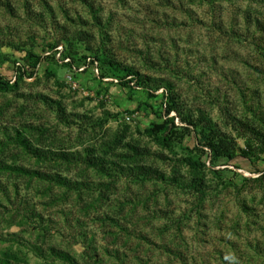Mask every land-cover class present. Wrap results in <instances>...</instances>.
Wrapping results in <instances>:
<instances>
[{
	"label": "rangeland",
	"instance_id": "1",
	"mask_svg": "<svg viewBox=\"0 0 264 264\" xmlns=\"http://www.w3.org/2000/svg\"><path fill=\"white\" fill-rule=\"evenodd\" d=\"M0 76L20 77L0 90V161L71 181L0 171V248L28 264H65L46 256L51 247L81 264L95 250L121 264L106 248L126 253V264H264V153L251 132L254 116L264 121V0H0ZM163 86L178 107L168 147L151 131L168 117ZM202 127L227 137L237 156L215 158ZM17 131L45 152L40 159L17 145ZM128 142L183 182L185 159H201L206 200L157 176L141 182L136 169L108 177L87 164L88 149L125 152ZM64 153L67 166L55 161Z\"/></svg>",
	"mask_w": 264,
	"mask_h": 264
},
{
	"label": "trees",
	"instance_id": "2",
	"mask_svg": "<svg viewBox=\"0 0 264 264\" xmlns=\"http://www.w3.org/2000/svg\"><path fill=\"white\" fill-rule=\"evenodd\" d=\"M31 56H34L33 54H30ZM38 62V61H37ZM36 62V63H37ZM18 67L20 64H18ZM110 63L113 65L114 69H120V63L115 62L113 60H110ZM36 65V64H35ZM35 65H33L35 67ZM20 68V67H19ZM36 68V67H35ZM21 69L23 72L25 71L24 66H21ZM125 70H127L129 73L136 76V78L141 83H145V80H143L141 77H139L137 72H133L132 69L128 68V66L124 67ZM137 73V74H136ZM20 77L16 78L15 82H11L10 80L4 79L0 76V90H6L8 88L10 89H16L18 87V81ZM124 85H129V81L125 80L123 81ZM163 91L161 93L163 99H164V105H165V112L168 116L167 119L161 123L154 124L152 127V132L155 136V140L161 144L168 147V144L171 143L173 140V133L174 129L177 128V125L175 123V117L169 116L173 111H176L178 109L176 101L174 100L173 95L170 92V87H162ZM181 115V120L188 126H197L198 124L196 120H193L192 118ZM179 115V116H180ZM254 122L257 123V126H253L251 129L253 132V135L260 141L261 151L264 153V121L260 117L254 116ZM201 134L203 135V138L207 141L205 142L209 149H211L214 152L215 158L218 157H224L228 158L229 160L234 159L237 154L235 152V149L231 146V143L227 140V137H219L216 138L210 136L208 129L202 127L200 128ZM15 134V138L17 141V145H20L22 149H25L27 152L30 151L32 154H34L37 159H40L41 156L45 153L44 151H40L36 145L27 139L26 136H22L21 134ZM249 147H254L250 143L248 144ZM258 145V144H257ZM125 148V152L119 151L118 144L113 145H107L106 147H103L99 153L94 152L93 149L87 150V158L86 162L89 166L95 169L96 173L100 175H107L108 177H114L112 173L114 172V169H118L120 167V170L118 171L120 174L126 172V169H129L131 172L136 169L138 175L140 176L141 182H145L148 180V176H157L158 179L164 181L167 184H177L182 187L186 188H193V190L198 193L196 194L197 197H199V201L202 203L206 200V198L209 195L208 189V180H206L205 176L203 175L205 169L207 168L205 162H203L201 159L194 160L192 157H187L185 159V166L187 167L188 171L190 172V179L189 181L183 182V178L179 176L177 173H174L172 175H168L165 172L154 170L150 164L147 163L144 155V151L141 150L139 146H136L135 144H132L131 142L125 143L123 145ZM20 148V147H19ZM252 149V148H251ZM1 152L3 148H0ZM245 153V152H244ZM58 162L61 165H69L73 162V156H70L69 154H61L57 156ZM118 158L121 159V161H118ZM117 159V160H116ZM0 171L8 173L9 175H15L17 177H25L29 180L32 178H38L40 180L42 179H49L50 181H53L57 186L62 185L65 187H69V184L71 183L70 180H68V177L62 176L59 173L50 174L47 172H41L35 168H29L24 165H16V164H10L9 162L0 161ZM257 181L264 180V173L261 177L256 178ZM104 198H107L103 194H100L98 200L93 201L90 204V207L96 208V205L99 200H103ZM148 200H144L143 203L146 204ZM103 223L109 222L112 224V226H119L121 227V223L119 220H117L116 217L110 215V214H104V216L99 217ZM180 221H176V225L181 226ZM111 233L116 241L118 233H115L112 230L108 231ZM171 249H169L170 251ZM95 253V254H93ZM91 254V258L93 262L91 264H104V260L109 261L108 259H105L104 256L99 257L97 250H95ZM106 255L109 258H115V260H121V264H126V261L124 258H126V253L122 252L119 248H115L114 250L110 251L108 248L105 250ZM104 253V255H105ZM105 255V256H106ZM47 257H52L56 261L65 263V264H81L79 259L76 255L72 254L70 251L51 247L48 249V254H46ZM23 262H27L26 259L21 255V253L14 249L13 247H7V248H0V264H23ZM89 264V263H88Z\"/></svg>",
	"mask_w": 264,
	"mask_h": 264
}]
</instances>
